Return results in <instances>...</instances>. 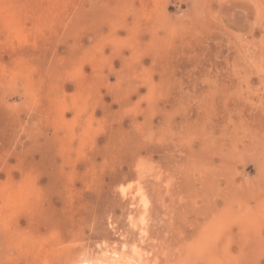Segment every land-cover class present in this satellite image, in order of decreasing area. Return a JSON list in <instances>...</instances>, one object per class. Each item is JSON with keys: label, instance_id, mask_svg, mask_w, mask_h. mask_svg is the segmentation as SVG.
Masks as SVG:
<instances>
[{"label": "rangeland", "instance_id": "obj_1", "mask_svg": "<svg viewBox=\"0 0 264 264\" xmlns=\"http://www.w3.org/2000/svg\"><path fill=\"white\" fill-rule=\"evenodd\" d=\"M131 248L264 264V0H0V264Z\"/></svg>", "mask_w": 264, "mask_h": 264}, {"label": "bare ground", "instance_id": "obj_2", "mask_svg": "<svg viewBox=\"0 0 264 264\" xmlns=\"http://www.w3.org/2000/svg\"><path fill=\"white\" fill-rule=\"evenodd\" d=\"M193 155V154H192ZM194 157V156H193ZM224 157V156H223ZM197 159V158H196ZM224 159H225V157H224ZM195 168V167H194ZM192 171V170H191ZM196 171V170H195ZM198 172V171H197ZM201 175V174H200ZM202 176V175H201ZM203 178V177H202ZM203 182H205V181H203ZM120 194H121V196L122 197H124V192H121L120 191ZM147 199L143 196V195H141V194H139V196H138V205H139V207H140V209L142 210V211H145V209H146V207H147ZM214 217V214H212V213H210V214H207L206 216H205V220H208L209 218H213ZM138 227H142V225L144 224V217H143V215L140 217V218H138ZM130 255H131V257H129V258H127L126 260H115L114 258H112L111 260H109V261H104V260H102V259H95L94 261H91V262H88V261H86V262H83L82 264H140L139 262H140V253H139V251L137 250V249H135V248H131L130 249ZM114 256V255H113Z\"/></svg>", "mask_w": 264, "mask_h": 264}]
</instances>
